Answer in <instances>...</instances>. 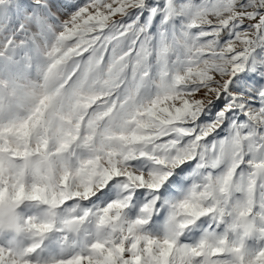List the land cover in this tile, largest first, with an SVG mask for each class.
<instances>
[{"label": "snow or ice", "instance_id": "1", "mask_svg": "<svg viewBox=\"0 0 264 264\" xmlns=\"http://www.w3.org/2000/svg\"><path fill=\"white\" fill-rule=\"evenodd\" d=\"M52 12L62 18L54 63L121 41L128 56L159 62L152 91L141 78L101 140L21 83L16 50ZM260 48L264 0H0V264H264ZM216 60L230 64L219 84ZM161 186L187 218L172 214L157 231L159 204L140 198ZM75 200L90 206L57 219Z\"/></svg>", "mask_w": 264, "mask_h": 264}, {"label": "clouds", "instance_id": "2", "mask_svg": "<svg viewBox=\"0 0 264 264\" xmlns=\"http://www.w3.org/2000/svg\"><path fill=\"white\" fill-rule=\"evenodd\" d=\"M62 18L54 12L44 15L46 28L41 30L34 28L31 39L16 50L15 58L18 61L17 70L21 76V83L36 86L38 97L48 99L45 107L54 106L61 110L64 123L72 126H83L85 135L92 134L95 139L104 138L106 130L113 128V121L106 116L115 108L120 111L128 103L130 93L140 82L145 81V93L152 91V84L157 82L160 74V65L154 55L128 56L125 51V42L121 41L115 52L96 49L89 51L87 55L66 59L60 63H54V57L48 52L53 35L59 30L57 25ZM237 47L242 45L232 41ZM257 61L255 76L264 79V48L253 53ZM225 69L223 72L211 73L213 80H223L230 71V64L224 60H216ZM252 75L251 72L248 73ZM217 80V84H219ZM264 88V85H261ZM216 171V170H213ZM206 173L202 170V175ZM218 174V172H217ZM181 180H188L189 184L201 183L202 177H193L190 173L180 176ZM176 192L180 186H171ZM102 188H96L100 192ZM114 198L119 197L122 189L115 185L110 189ZM162 186L154 191H148L140 198L141 203L147 198L157 201L159 209L156 212L158 219L153 221L154 228L159 231L164 228L170 215L175 214L180 220L186 219L182 208L174 207L177 197L173 193L161 195ZM245 193L236 188L232 193L234 202L243 200ZM105 197H101L95 203H102ZM207 201L205 200V203ZM90 206L79 200L67 201L56 209V218L61 219L66 214L73 213L79 208ZM24 211L28 214L43 215L48 209L43 205H27ZM55 243V241H53Z\"/></svg>", "mask_w": 264, "mask_h": 264}]
</instances>
